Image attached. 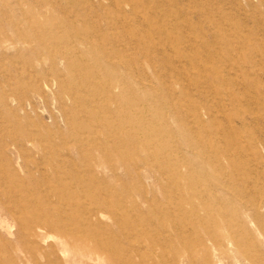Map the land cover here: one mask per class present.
I'll use <instances>...</instances> for the list:
<instances>
[{
  "label": "rangeland",
  "instance_id": "rangeland-1",
  "mask_svg": "<svg viewBox=\"0 0 264 264\" xmlns=\"http://www.w3.org/2000/svg\"><path fill=\"white\" fill-rule=\"evenodd\" d=\"M0 264H264V0H0Z\"/></svg>",
  "mask_w": 264,
  "mask_h": 264
},
{
  "label": "bare ground",
  "instance_id": "bare-ground-1",
  "mask_svg": "<svg viewBox=\"0 0 264 264\" xmlns=\"http://www.w3.org/2000/svg\"><path fill=\"white\" fill-rule=\"evenodd\" d=\"M207 142V141H206ZM10 228V227H9ZM7 229V228H6ZM8 230V229H7ZM11 229H9L8 231H10ZM50 237H51V235H50ZM51 240V239H50Z\"/></svg>",
  "mask_w": 264,
  "mask_h": 264
}]
</instances>
